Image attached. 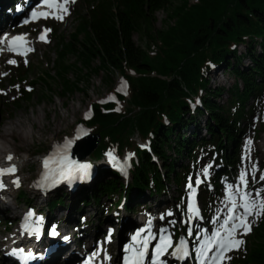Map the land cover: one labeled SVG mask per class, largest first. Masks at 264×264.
Returning <instances> with one entry per match:
<instances>
[{
	"label": "trees",
	"instance_id": "obj_1",
	"mask_svg": "<svg viewBox=\"0 0 264 264\" xmlns=\"http://www.w3.org/2000/svg\"><path fill=\"white\" fill-rule=\"evenodd\" d=\"M175 1H86L87 11L75 21L69 40L62 36L55 42L54 75L45 72L46 80L38 78L50 92L52 82L59 81L58 95L68 97L77 89L82 91L83 81L100 73L106 79L111 72H118L127 85V98L118 96L125 104L119 112L113 104H92V116L85 124L94 128L99 143L90 154L91 160L99 161L110 151L121 155L132 147L130 139L135 135L148 143L147 149L136 144L128 151L135 156L127 185L113 169H101L93 189L83 187L77 193L76 204L92 201L96 205L103 195L119 207L125 198L126 209L133 212V203L139 198L165 193L164 181L171 179L178 189L184 175L178 177L174 171L176 158L192 161L198 149H205L212 168L219 165L217 174L233 171L241 125L252 109H246V103L249 99L258 102L264 88V0ZM159 11L165 17L163 27L156 30L155 13ZM134 34L144 47L133 41ZM239 45L244 47L243 54L236 53ZM151 47L157 48L153 56L146 51ZM242 55L249 63L239 67ZM72 57L75 60L70 62ZM94 61L98 62L95 66ZM211 67L229 74L233 84L226 89L208 86ZM71 74L75 75L73 81ZM20 91L23 96L19 100L28 102L31 93ZM221 94L227 95L225 104L216 101ZM42 97H47L45 92ZM152 154L162 160L165 176ZM178 167L187 170L186 165ZM216 184L215 173L209 185ZM205 194L204 203L212 196L211 192ZM18 196L29 204L22 192ZM65 196V191L58 189L47 196L43 207L51 211L63 206ZM209 214L204 209L203 218ZM230 257L229 264H264V215L252 225L242 250Z\"/></svg>",
	"mask_w": 264,
	"mask_h": 264
},
{
	"label": "rangeland",
	"instance_id": "obj_2",
	"mask_svg": "<svg viewBox=\"0 0 264 264\" xmlns=\"http://www.w3.org/2000/svg\"><path fill=\"white\" fill-rule=\"evenodd\" d=\"M15 1L21 2L22 0H14L12 3L10 2L11 4L9 3L2 6L0 13L3 14V16H6V9H9L8 11H10ZM86 1L91 0H76L75 4H71V14L66 16L63 21L49 20L38 22L37 24L29 25L25 28L18 27L16 21H14V25L11 23L13 27L9 30L15 31L16 34L26 36L29 40V48H31L32 51H29V57L20 60L5 58L0 59V125L2 127L5 123L15 121V119H17L21 123L25 124L26 128L32 130L34 135L24 145L18 143L16 139H14V141L9 139V142L13 143L16 147L14 155L15 159H21L23 162L19 160L18 164H21V166L19 165L15 175L10 176L9 178V181L12 184V195L8 197L7 202L9 204V212L11 213H2L0 205V240L9 238L16 225H18L17 220L13 216L14 212L19 213V211H29L31 210L30 207L36 210L37 208H44V202L47 200V198H41L40 196L34 194L31 190L34 180L37 177L43 157L49 154L54 145L62 143L66 138L74 140L73 138L76 137L78 129H83V132H86L87 135L95 134L94 128H88L85 124L90 120H87L85 116L86 114H91L92 104L108 102L107 100L109 97L116 96L114 93H118V95L121 97H127V89L126 94L124 91H118V89L121 87L120 85L123 82L121 75L118 72H111V74L106 79L103 73L91 75L87 82L83 81L80 84L82 91L77 89L72 94L68 95V97H62L58 95L57 92L61 88L59 81L52 82L50 85V92L48 85L38 79L41 77L42 79L46 80V77L43 76L45 72L54 75L52 67L55 59V42L62 36L65 37V40H69L70 34L74 31L75 21L87 11ZM195 1L196 0H187V4H192ZM16 5L17 3H15V6ZM164 17L165 14L161 11L155 13L154 27L156 30H159L163 27L161 21L164 19ZM170 24L172 25L173 22ZM45 29H50L51 31L48 32L49 35L47 37V42H41L37 39V36L42 30ZM133 41L139 46H145L144 42L137 34L133 35ZM254 49L256 52H259L257 46H255ZM146 51L150 56H153L150 54L151 50ZM154 51L157 52V48H155ZM243 52L244 47L242 45L236 47L237 54H243ZM9 60L16 61L15 64H17V66L14 67L15 64H9ZM74 60L75 59L73 57L70 58V62H73ZM25 61H27V63H25ZM248 63V60L242 55V57H240L239 67H244L248 65ZM97 64V61L92 63L93 66ZM25 73L26 75H24ZM208 77V86L210 87L219 86L226 89L233 84L232 77L226 72H223L222 69H219L214 74L210 72ZM69 78L73 81L75 79V75L71 74ZM30 82H35V84L32 86L30 85ZM20 89L31 93L28 102L19 100V97L23 96V94L20 93ZM29 89L31 90L29 91ZM44 92L47 97H42L40 99L41 94ZM226 98V94H221L216 99V101L219 104H225ZM113 104L116 105L117 109H122L125 106L124 102H122L120 99L117 101L114 100ZM250 106L252 107L251 112L241 125L243 134L238 140L237 157L235 166L233 167L234 173L232 175L231 181L227 182L231 184L235 190L236 187L240 185L239 177L241 173H248V191L253 196H255L256 192H260L262 197H264V180H260V177L264 175V88L260 94L258 102L253 103L252 100L249 99V101L246 103V109H249ZM200 119L201 123L199 122V125L201 127L203 118ZM31 122L32 125L30 126L29 123ZM55 123L57 124L56 128H54ZM191 128H193L192 125L188 129ZM40 129H42L41 131L43 134L41 138L38 139L37 133H39ZM35 131L37 132L35 133ZM202 134H204V131L201 129L200 135ZM87 135L82 134L80 139ZM139 140L140 139L138 135L133 136L130 139L132 147L129 149L125 148L122 151L121 156L116 155L115 162H108L109 164L106 162V164L117 166L119 169H121L122 166L126 168L128 164L127 151H132L134 149V145L136 146ZM249 140L251 141L250 149L248 145ZM74 141L76 143L77 140L75 139ZM197 151V153L194 155L193 163L188 164L183 158H181V156L176 158L174 154L172 155V157L176 158L174 171H176L178 177L182 175V168H179L178 166H183L186 164L188 166L186 167L188 172L183 173L185 175L184 180L178 181V189H175V182H173L171 179H169V182L164 181L165 191L168 190V195L166 194L164 196L159 195L152 197L145 195L143 200L139 198L133 204L136 205L135 207L138 206V213L126 210L125 205H123L122 208L115 207L113 205V199L108 200L103 195L99 196V198L96 200V205L90 201L89 204L85 203L86 205L82 206L80 203L76 204L75 202L78 196L77 193H72L71 198V195H69L67 191H65L66 196L63 206H57L58 208H56L54 211L56 213H60L62 211L64 213L62 216H65L69 213L73 215L75 217L77 230L82 232L83 235L88 233L91 228H99V230H101L100 232L104 237L102 238L101 235L94 237L93 242H95V245L96 243H101L104 247L106 255H103V262L105 264L117 263L115 262V259L118 260L117 248L119 245H117V239L119 237V240H121L120 229L121 232L125 228L128 229L125 224L130 217L132 220H135V222L143 220L147 227L150 220L151 229L157 236L158 241L159 236L161 235V229L167 230L166 234L171 236V240H173L175 237L176 240H178L181 235L185 237V235L188 233L189 227H191L193 230L192 239L196 240V236H200V240L197 241L199 247V244L203 242V240L210 238L215 233L214 229L218 222L213 223L210 227H206L201 219L200 214L199 217H196L192 221H190L189 216L186 215V198L189 194L187 185L189 183V177L192 178V183L195 177L201 178L202 183L198 187V201L200 209L204 205L202 200L206 195V190L209 189L207 186V180L209 178L210 163L206 153L203 152V150L198 149ZM133 154V152L130 153L131 158L133 157ZM84 158L85 160L91 159L90 154ZM107 161H109V158ZM102 163V160L96 162L98 169L100 166H102ZM162 165L163 162L160 159L157 166L159 167V170L163 176H165V173L162 170ZM190 165H194L193 175H191V171L189 169ZM205 169H207L208 173L206 177L203 175V170ZM253 177H255V179H253ZM15 179L19 180V187H16L13 184V180ZM120 180L123 181V179ZM224 180L225 178H223V181ZM91 189L93 188L91 187L90 190ZM216 189V193H218V195L215 193L216 196L214 198L209 197L211 200L207 202V207L212 206L214 208V217L212 221L209 222V224H211L217 217H219L220 221L226 215V203L221 190L219 189V183ZM20 192L24 194L25 199L28 198L29 204L24 203V199L19 198L18 195ZM145 193L147 194V191ZM131 195L132 194H130V196ZM113 198L115 199V196ZM136 198L137 194L132 196V202H134ZM123 209H125V211ZM42 213L44 214L47 212ZM169 213H171V215H169ZM62 216L56 217L57 225L64 221ZM258 217L259 216L248 217V222L251 224V227L255 221H257ZM43 218L45 219L43 234L45 236L52 235L51 233L53 227L56 226V224L49 230V227H47L49 215H46V217L43 216ZM107 219L111 220L104 222ZM172 221H175V223H171ZM138 225L139 227H137V230L143 229V226H140V224ZM174 225L176 226V230H174ZM82 239L79 244L86 243V240L84 242ZM239 239L243 240V237L240 236ZM54 245L56 244L53 243L49 247L51 248ZM243 245L240 247L239 251L242 249ZM49 247L48 249H50ZM89 247L91 249V245ZM82 249L83 248L79 247V254L82 253ZM2 250L3 249L0 247L1 256ZM171 252L172 250L169 249V254L166 256L171 257ZM231 253L233 252H229L227 255L230 256ZM77 258L75 260H77ZM106 259H110L109 262ZM225 264H229L228 260L225 262Z\"/></svg>",
	"mask_w": 264,
	"mask_h": 264
},
{
	"label": "snow or ice",
	"instance_id": "obj_3",
	"mask_svg": "<svg viewBox=\"0 0 264 264\" xmlns=\"http://www.w3.org/2000/svg\"><path fill=\"white\" fill-rule=\"evenodd\" d=\"M76 0H43V7H47L51 9L50 12H37L33 11L31 13L32 19H47L51 16L53 19H57L63 21L66 16L70 15V5L75 4ZM26 23L28 21H25ZM50 29H45L44 32L40 35L39 39L41 41L47 42L46 36L47 33L50 32ZM26 38L23 36L12 37L10 40L8 37H4L0 40V44H7V50L9 52H14L17 55H26L27 52L32 51L31 48L24 47L26 43ZM3 51V49H0ZM9 64H15L16 61L9 60ZM27 63V61H25ZM126 83L121 84V87L118 91H124L126 94ZM31 89H29L30 91ZM110 100H113L114 97H109ZM119 110V109H116ZM85 118H89V114H86ZM87 135L86 132H83V129H78L76 133V140L81 138V135ZM75 143L72 139L65 140L63 145H56L55 151L52 155L45 158L43 160V167L45 169L43 175V181H48L51 178L52 184L59 183L61 179L73 178L77 173L80 174V177L83 178L87 175L88 169L91 167L89 164H80L74 161L70 156V150L72 145ZM249 149L251 146V141H248ZM109 158L110 162H115L116 157L113 152H108L106 154ZM131 158L130 156L128 157ZM13 157L9 155L7 160L11 162ZM50 165H55L54 167H50ZM124 170V167H121V171ZM17 169L15 165L8 168H0V190L5 188V184L3 182L4 176H14ZM254 171V169H253ZM207 169L203 170V175L207 176ZM59 177V179H57ZM248 173H241L239 180L240 185L236 187L235 191L238 193V198L233 194V189L231 186L228 188L227 195V216L224 218L223 222L220 224V228L223 229L221 232L219 229L208 239L203 240L199 244V247L196 249L198 264H225L227 260H230L231 257L227 255V253L233 250H239L243 245L244 241L242 239L237 238V233L240 235H246L251 231V224L248 222L249 216H260L264 215V197H262L260 192H256L255 196H253L248 191ZM255 179V177H253ZM260 180H264V175L260 177ZM202 183L200 179H196L195 185L198 187ZM13 184L16 187H19V180H13ZM190 190V202L188 203V211L192 214L189 217L191 220L193 217H199V209L195 204L194 196L196 193V188L193 187L192 178L189 177V183L187 185ZM243 189V190H242ZM230 205V206H229ZM239 213V214H238ZM34 213L29 212L26 217V222L23 225V232L29 235L36 234L37 229L33 228L28 220ZM171 215V213H169ZM219 222V217L214 223ZM39 223V221H37ZM171 223H175L172 221ZM142 232H147V236L143 239H139L141 237ZM166 229H161V235L159 236V242L155 246L154 257L152 259L151 264H165L162 261V257L169 254L168 250L173 249L170 255L176 257L179 260H183L189 256V252L187 249V243L184 240H181L179 245L173 248L171 236L166 234ZM52 235H56L55 229L52 230ZM188 236H193V230L191 227L188 229ZM156 237L151 233V221L148 222V228L142 229L137 232V234L133 237L134 245L126 248V252H131L132 255L126 257L125 264H143L145 255L147 253L150 239H155ZM67 239V238H65ZM110 239V234H109ZM197 241L200 240V236H196ZM135 244H139L140 247H135ZM213 249H215L214 254L209 255V253H213ZM22 252L23 250H19ZM13 255L16 254V250L13 251ZM95 256V254H94ZM93 256V258H94ZM88 264H91L89 261Z\"/></svg>",
	"mask_w": 264,
	"mask_h": 264
},
{
	"label": "bare ground",
	"instance_id": "obj_4",
	"mask_svg": "<svg viewBox=\"0 0 264 264\" xmlns=\"http://www.w3.org/2000/svg\"><path fill=\"white\" fill-rule=\"evenodd\" d=\"M13 1L12 0H0V10L2 9V6L7 5L10 2L12 3ZM8 10L9 9H6V11H5V13L7 14L6 16H3V14L0 13V30L3 28L4 20L8 19L9 16L11 17V19H15V16L9 15L10 11H8ZM12 27L13 26H10V27L5 26V28H7V30L12 29ZM2 47L3 46L0 45V49H2ZM154 49H155L154 47H151V51H154ZM29 124L31 126L32 122ZM56 127H57V124L55 123L54 128H56ZM41 130L42 129H40L39 133H37L38 139H40L42 134H43V132ZM37 131H35V133ZM33 135L34 134H33L32 130L26 128L25 124L21 123L17 119H15V121L5 123L2 127L0 125V168H8V167L15 165V167L17 169L19 167V165L21 166V164H18L19 160H21V159H15V157H14L16 147L13 143L9 142V139H12L13 141H14V139H16L18 143L24 145V144H26V142H28L33 137ZM73 139L75 140V137ZM85 148L86 147L80 148V150H78L79 155H81V153L83 152V150ZM9 155H11L13 157L11 162H9L7 160V157ZM21 162H23V160H21ZM42 162H43V159H42ZM41 167H42V165H41ZM41 167H40V169H41ZM101 169H106V168H104L103 166H100L99 170H101ZM9 178H10V176H4L2 178L3 182L5 184V188L0 190L1 212L4 214H6L7 212L11 213V212H9V204L7 202L8 197H10L12 195V189H11L12 184L10 183ZM9 184H10V187H9ZM31 190H32V188H31ZM72 192H74V191H72ZM234 195H236V194H234ZM137 207L134 208L133 212H135V213L139 212V211H137L139 209ZM30 209L31 210H29V211H19V213H17V212L13 213V216L17 220L18 225H16L13 233L9 236V238H7L5 240H0V247L3 249L1 251L2 256L0 255V264H15L11 261L12 257H14V255L12 253H10L11 249H22V250L28 249V246L26 244H24L26 241H23V240L19 241L20 239H18V238L21 236L26 238L27 241L36 242L37 244H39L38 245L39 248H36L35 250L32 249L34 255H36L37 258L39 259L38 264H78L81 254L84 251L89 250L90 249L89 246L92 245L93 234L96 232L95 228H91V230L88 233L83 235L82 232H79L77 230V227L75 224V217L73 215H71L70 213L66 214L65 216H62V215H64V213L62 211L60 213H56L54 211L56 208L52 209L51 211H48L47 213H44V214L40 211H37L34 208L30 207ZM123 210L125 211V209H123ZM29 212L34 213V215L31 217L30 220L27 221V223H29L32 227L33 226L38 227V232L36 234H32V235H29V234L23 232V225L26 222V217L28 216ZM57 212H59V211H57ZM39 213H41L40 217L42 219L39 221V223H37V221H36L37 217H35V216H37ZM46 215H49V220H47V227H49V230L57 223L56 217H60V216L63 217L64 221H62L58 225L56 224V226L53 227V229H55V232L57 233L56 235L45 236L43 234L44 224H45V219L43 218V216L46 217ZM138 224H140V226H143V229L148 228L146 226V223L143 222V220H139V222H137V221L135 222V220H132V218L130 217L129 220L127 221V223L125 224L128 227V229L125 228L126 230L123 229L122 232L120 229L121 240H119V237L117 239L118 240L117 245H119L117 248L118 260L116 259L115 262L118 263L119 259L124 254H126L124 247H130V246L134 245L133 237L137 234V232L142 230V229L137 230V227H139ZM80 225H85V224H80ZM151 233L153 236L156 237L155 239H150V244H153L158 238L154 234L152 229H151ZM145 236H147V232H142L141 237L139 239H143ZM65 238H67V239H65ZM81 239L84 242L86 240V243L85 244L84 243L79 244ZM53 243L56 245H54L50 248L49 246L52 245ZM48 247L50 249H48ZM79 247L83 248L81 254H79ZM47 251H50L51 255L49 254L50 256L48 255V257H46V262H44V261L41 262L40 257L42 256V254H44ZM101 251H102V248H101ZM165 257H166V255L163 256L161 259H165ZM76 258H77V260H75ZM96 258H97V260L101 261V255L100 254H98L96 256ZM166 259H167L166 261L171 263L172 258L166 257ZM98 264H100V262ZM119 264H121V262Z\"/></svg>",
	"mask_w": 264,
	"mask_h": 264
},
{
	"label": "water",
	"instance_id": "obj_5",
	"mask_svg": "<svg viewBox=\"0 0 264 264\" xmlns=\"http://www.w3.org/2000/svg\"><path fill=\"white\" fill-rule=\"evenodd\" d=\"M98 141L99 137L97 134H90L80 139L73 147V158L75 160H80L89 155L96 148ZM83 146L86 148L83 150L81 155H79L78 150H80V148H84Z\"/></svg>",
	"mask_w": 264,
	"mask_h": 264
}]
</instances>
